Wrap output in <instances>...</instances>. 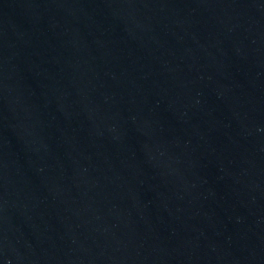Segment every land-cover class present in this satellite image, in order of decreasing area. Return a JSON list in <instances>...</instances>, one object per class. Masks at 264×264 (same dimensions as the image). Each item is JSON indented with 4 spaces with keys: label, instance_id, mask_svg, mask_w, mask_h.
<instances>
[{
    "label": "water",
    "instance_id": "1",
    "mask_svg": "<svg viewBox=\"0 0 264 264\" xmlns=\"http://www.w3.org/2000/svg\"><path fill=\"white\" fill-rule=\"evenodd\" d=\"M0 264H264V0H0Z\"/></svg>",
    "mask_w": 264,
    "mask_h": 264
}]
</instances>
